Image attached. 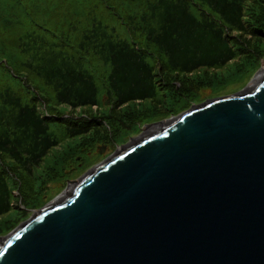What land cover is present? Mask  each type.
<instances>
[{
    "label": "trees",
    "instance_id": "obj_1",
    "mask_svg": "<svg viewBox=\"0 0 264 264\" xmlns=\"http://www.w3.org/2000/svg\"><path fill=\"white\" fill-rule=\"evenodd\" d=\"M263 56L264 0H0V235L40 205L46 182L71 175L82 149L178 112L200 89L243 81ZM107 67L102 135L97 78ZM54 124L78 141L34 176L59 143Z\"/></svg>",
    "mask_w": 264,
    "mask_h": 264
},
{
    "label": "water",
    "instance_id": "obj_2",
    "mask_svg": "<svg viewBox=\"0 0 264 264\" xmlns=\"http://www.w3.org/2000/svg\"><path fill=\"white\" fill-rule=\"evenodd\" d=\"M262 66L249 90L149 126L34 210L0 236V264H264Z\"/></svg>",
    "mask_w": 264,
    "mask_h": 264
},
{
    "label": "rangeland",
    "instance_id": "obj_3",
    "mask_svg": "<svg viewBox=\"0 0 264 264\" xmlns=\"http://www.w3.org/2000/svg\"><path fill=\"white\" fill-rule=\"evenodd\" d=\"M122 12V11H120ZM103 21L106 22L107 18L104 17ZM109 24L112 26L114 25L118 32L121 33L122 37L126 39H129V33L126 31L125 26L121 24L120 20L116 19L114 16H112V20L109 19ZM65 27V25L63 26ZM235 33H232V35H234ZM242 39L244 38H249V36L247 37H241ZM134 40H136V42L139 40L134 37ZM253 39L249 40V44H251ZM144 41V40H143ZM264 61V56L262 58L259 59L258 61V65L256 66V68L249 73V75H247L243 81L241 82H237V83H233L230 84L229 86L221 89L220 91L216 92V93H212L208 88L207 89H200L198 90V96L196 98V100H194L192 103L189 104V106L184 107L182 109H180L178 112L173 113L171 115L167 114L165 116H161L158 118H155L149 122H142L141 125L137 126H130L131 127V131H123L120 136H117L115 139L113 140H109V141H100L98 143H96L93 146H87L85 149L83 150V156L82 158L79 157V155H76V162H72L70 161L66 170L64 172L66 173H71L70 176H68L67 178H65L64 180H55L58 179L59 174L55 175V178H53L52 181H49L48 183L46 182L44 188H43V200L40 203V205L36 208H31L29 209L26 214H24V216L20 219V221L18 222V224H20L21 222H23L24 220H26L29 216H31V214L34 212V210L41 208L47 204H49L50 202H52L53 200H56L57 198L61 197L66 191H68L70 185L72 183H74V181H77L79 179H81L89 170H91L92 168H94L97 164L103 162L104 160H106V158L110 157L111 154H113L117 149L121 148L122 146L128 144L131 142L132 139H135L136 137H138L139 135L142 134V132H144L145 130H147L149 128V126L154 127L156 126V123L160 120H166L169 119L171 117H173L174 115H177L179 113H183L185 112L187 109L190 108L191 105L193 104H199L201 102H205L208 99H212L214 97H219V96H225V95H234L237 94L241 91H243L244 89H246L250 83L251 80H253L254 78H256V76H258V73L261 71L262 69V63ZM108 72V67L106 68V72H104V76H100L99 78H97V84L99 87V98H100V103H99V108L98 109V114L102 112V117H103V123L100 124L99 129H100V133L103 135V129L105 128V124L104 122L107 121L108 123L110 122V119L105 118L106 116H108V106H104L103 104V85H102V79L105 77V75ZM102 75V74H101ZM102 77V79H101ZM167 81V80H166ZM177 82V81H176ZM178 83V82H177ZM249 84V85H248ZM219 85H217L216 87H218ZM165 101L164 104H168L169 103V97L171 96V92L169 90L165 91ZM147 101H143V102H133L131 103V110L135 109L138 111V109H142ZM128 104H123L122 107H127ZM161 104L158 105V111L160 112L161 109ZM121 110H116L117 113H119ZM66 114L70 115L71 117H75V112L73 110H71L70 108H66L65 112ZM115 113V112H114ZM58 119H61L62 117L65 116H55ZM103 124V125H102ZM51 129L54 131V133L56 134L57 138L59 139V143L57 146L53 147L52 149L49 150V152L46 154V156H44V158L42 159L41 163L34 168V176L35 175H41L42 172H45L46 169L50 166H54L55 168L57 167V163L54 160V156H61V153L63 150L67 149V146H71L74 143H76L78 141L77 137L74 138H66L63 135V132L61 131L60 128L57 127L56 124L51 125ZM105 135V134H104ZM103 146V151L99 152L100 149ZM9 161V160H8ZM30 180V178H29ZM16 190H14V194L17 195ZM20 202L18 200V203H15V205H18ZM17 224V225H18ZM8 233V232H7ZM7 233L5 234H1L0 236H5L7 235Z\"/></svg>",
    "mask_w": 264,
    "mask_h": 264
},
{
    "label": "bare ground",
    "instance_id": "obj_4",
    "mask_svg": "<svg viewBox=\"0 0 264 264\" xmlns=\"http://www.w3.org/2000/svg\"><path fill=\"white\" fill-rule=\"evenodd\" d=\"M257 78H258V76H256V78H254L253 80H251L250 85L248 84L249 86L245 89L246 91L249 90V89L251 88L252 84L255 83V82L257 81V80H256ZM245 90H243V91L245 92ZM148 129H153V128H148ZM148 129H147L146 131H149ZM154 131H155V129L152 130V131H150V132H148L147 135L150 134V133H153ZM74 185H75V183H72L68 189L70 190ZM66 192H67V191H66ZM66 192H65V193H66ZM65 193H64V194H65ZM64 194H63V195H64ZM59 198H60V197H59ZM57 199H58V198H57ZM53 201H54V200H53Z\"/></svg>",
    "mask_w": 264,
    "mask_h": 264
}]
</instances>
